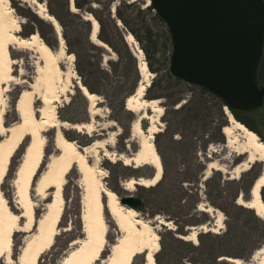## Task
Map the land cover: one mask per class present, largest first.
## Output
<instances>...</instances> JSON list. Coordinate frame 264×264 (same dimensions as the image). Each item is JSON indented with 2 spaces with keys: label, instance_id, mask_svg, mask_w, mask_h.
<instances>
[{
  "label": "rangeland",
  "instance_id": "374dc122",
  "mask_svg": "<svg viewBox=\"0 0 264 264\" xmlns=\"http://www.w3.org/2000/svg\"><path fill=\"white\" fill-rule=\"evenodd\" d=\"M97 1L98 3L94 2V5L90 6L87 4V0H9V5L20 22L19 36L28 38L32 34H37L40 40L53 51L58 49V37L53 26L41 16L44 14L50 15L58 23L60 38H62L65 47V55L61 59V68L64 73L70 72L76 80H73L72 83V94L65 95V98H62L59 104L56 105L57 119L63 121L60 117L61 115L70 119V121H64L69 125H85L81 132L66 126V128L60 129L62 134L66 139L74 141L79 149L84 147L79 143L84 144L87 140H91L93 143L97 142L99 148L96 149L95 158L98 160L99 170L105 176L103 182L106 188L111 190L112 188L120 187L122 189L120 195L131 194L143 201V205L137 209V213L144 220L150 221L153 227L158 228L159 249L155 254L156 262L158 264H189L187 259L196 256V254L190 253L185 245L174 243L172 237L175 238L180 230L182 232L179 233L181 236H190L193 233L198 235L201 232L199 224L202 222H206V226L214 234L222 233L226 229V216L206 198L205 180L213 173H218L222 180L231 179L237 181L241 173L236 174L235 168L241 158L233 151L231 152L228 148H225L226 139L222 134V130L219 132L215 131V133L213 130L208 132L198 130L196 136L193 137L191 135L192 132L188 133L184 129L183 115L185 112L180 114L174 112L192 97V92L189 91L188 84L178 85L168 77L167 73L172 54L171 37L165 23L163 27L154 18V10H148L149 0ZM39 4L43 5L44 12L38 7ZM128 4L132 6H125ZM139 10L144 12L140 13ZM52 12L58 16L59 20L51 14ZM118 14L126 20L127 26L119 20ZM87 17L94 18L98 22L99 28L96 38L105 45V48L91 42L89 36L92 32L90 22H88L89 27L87 29L78 23L79 18L86 20ZM142 20L145 21L146 27L142 26ZM100 21L101 24L99 23ZM114 25L118 27L124 44L133 55L137 70L139 71L138 66L140 64H145V74L150 81L149 84L151 85L152 81L155 82L151 92L146 93L147 96L150 94L165 96V98L151 99L158 100L157 106L161 108L158 124H154L149 119H141L142 115L153 118L158 112H151L150 109L144 108L142 98L133 100L131 108L134 119L130 126V137L128 139L119 136L121 129L113 120V117L114 115L116 116L117 109L121 106L125 91L131 87V84L123 83V76L124 66L126 64L127 67L131 66L132 62L129 59H124L123 63H121L116 54V51H118L123 57H126L125 47L121 39L116 35ZM132 29L141 33L139 35L145 39L143 46L149 51V61L152 69L157 72H152L146 65L147 59L143 52L142 44L131 34L130 31ZM128 35L132 36V42L126 41ZM85 38H87L91 46L85 42ZM101 38L107 39L111 46L103 42ZM9 52L13 60L16 61L14 76H18L19 81L30 83L31 78L34 76V66L37 63L36 54L29 50L15 49L14 47L10 48ZM18 70L22 71V75H18ZM75 81L84 86L88 85L100 95L93 93L96 96L94 102H89L86 99L83 101L78 95L81 92ZM257 81L260 87H264V44ZM24 86L12 84L9 87V92L6 94L7 107L3 116L5 129L17 126L20 123L19 117L14 110V103L19 92L22 88H25ZM177 98H181L180 102L171 107L170 105L173 103L171 101ZM127 99H125V105ZM143 99L149 100L146 95H144ZM35 106L36 109L41 107L40 102H36ZM109 106L114 108L113 113L110 111ZM224 108L225 106L223 105L221 116L213 111L211 117H214L215 124L228 126L230 124ZM227 110L236 121L254 132L258 140L264 143V102L261 108L250 112H232L229 109ZM150 126H154L157 130V133L153 135V144L162 163L161 179L159 183L151 187H144L145 190L141 189L143 186H133L131 189H126L124 183L130 179H136H121L122 176L118 177L122 172L120 167L112 168L111 174H109L105 166L106 161L111 164L122 163L123 159L131 157L136 153L138 141L147 137V130ZM55 133L56 129L51 128H47L43 133L45 138L43 163L47 161V157L57 154L54 147ZM243 136L244 134L241 132L235 131L234 138L237 139V144L245 142ZM5 138L6 132H0V142L2 144H6ZM75 139L78 141H75ZM27 141L28 137H24L12 153L0 185L1 193L6 203L18 215H21L22 212L16 203L17 199L15 198V189L13 187L15 171L12 172V166L17 162L16 168H18ZM103 153L107 157H104ZM212 161L217 162L220 170H212L206 173V166ZM200 164L202 166L199 168L198 165ZM253 164H255L254 171L259 176L260 172H262V163L257 161ZM151 170L152 173L148 169L142 170L141 173L149 176V174L152 175L154 172L153 168ZM78 179L79 176L75 168H72L64 178L61 190L63 210L57 223L58 234L55 237L53 246L40 256L37 264H59L70 250L77 247L78 243L76 242L83 239L80 220L81 189L78 185ZM247 183L248 181L246 180L242 185L245 186ZM34 188L32 184L28 188L27 194L31 199L34 217L37 219L43 214L44 207L48 203L53 190L47 191L45 196H39ZM149 188L153 190L149 191ZM235 188V186H225V197L218 199L214 196V201L221 205L229 203ZM263 194H261L262 199L264 197ZM245 198L249 201V191L246 193ZM243 200L246 201L245 199ZM103 202L105 204V198ZM144 202H147V205ZM203 210H208L209 213ZM203 213H206V216ZM103 215L108 229L106 241L110 245L117 238L118 231L105 207L103 208ZM159 219L163 222H169L170 225H161L158 223ZM18 224V231L12 234V264H16L15 259L19 254L22 241L33 234L32 231H27L28 229L25 231L21 229L24 219L20 220ZM237 225L247 230L243 225L242 219L238 220ZM167 232H171L172 235H167ZM254 239L256 243L261 240L259 232L254 236ZM181 241L185 244L195 245L187 240ZM256 252L257 250L253 252V255L247 261L237 260L240 264H258L263 256ZM0 264H5L4 259L0 261ZM96 264H99V262ZM132 264H144V256L137 255Z\"/></svg>",
  "mask_w": 264,
  "mask_h": 264
},
{
  "label": "bare ground",
  "instance_id": "6f19581e",
  "mask_svg": "<svg viewBox=\"0 0 264 264\" xmlns=\"http://www.w3.org/2000/svg\"><path fill=\"white\" fill-rule=\"evenodd\" d=\"M9 4V0H0V132H6L4 140L6 144L0 142V185L12 153L24 137H28V141L21 162L15 171L13 182L16 203L22 212L21 215L12 211L2 196L0 188V261L4 259L5 264L13 263L12 234L18 231V223L22 219H24V224H21V229L24 231L28 229L27 231H32L33 234L22 241L19 254L15 259L16 264H37L40 256L53 246L58 234L57 223L63 210L61 190L64 178L72 168H75L81 189L80 220L83 239L76 242L77 247L70 250L59 264H96L97 262L99 264H132L137 255L144 256V264H158L154 259L159 249L158 228L140 217L137 210L120 205L116 193L106 188L103 182L105 176L99 170L98 160L95 158L96 149L99 148L97 142L79 149L75 142L66 139L60 130L70 126L71 129L81 132L85 125H69L57 119L56 105L62 98H65V95L72 94V83L76 80L70 72L64 73L61 68L65 47L60 38L58 23L50 15L41 16L53 26L58 37V49L53 51L40 40L37 34H32L28 38L19 36L20 22ZM38 7L44 12L43 5L39 4ZM87 21L91 24V42L105 48V45L96 38L98 22L91 17H87ZM126 41L132 42V36L128 35ZM12 47L29 50L36 54L37 63L34 66V76L30 83L21 80L20 82L18 76H14L16 61L9 52ZM138 67L141 81L135 93L128 97L126 107L132 112L133 100L142 98L144 108L150 109L151 112H158V114L153 118L142 115L141 119H149L154 124H158L161 116V108L157 106L159 101L143 99L150 81L145 74V64H140ZM17 73L22 75L21 70ZM12 84L25 85L14 103V110L20 123L5 129L3 116L7 107L6 94ZM75 84L87 101L96 100V96L86 90L84 85L78 81H75ZM36 102L41 104L38 109L35 106ZM224 111L230 124L222 129V134L226 139L225 148L241 158L235 168V173L240 174L247 171L250 165L257 161L262 163V173L249 191V201L238 197L236 204L254 210L257 216L264 220V202L260 195L261 189L264 188V143L258 140L254 132L236 121L227 108H224ZM47 128L56 129L54 147L57 154L47 157V161L43 163L45 146L43 133ZM235 131L244 134V143H236ZM155 133H157L156 128L150 126L147 130V137L138 141L136 153L122 160L125 166H151L156 172L154 177L139 178L138 182L130 179L124 183L126 189L133 188L136 183L143 187H151L161 179L162 163L153 144ZM103 156L107 157L105 153ZM212 170H220L216 161L209 162L206 166V173ZM32 184L39 196H45L47 191L53 190L43 214L37 219L34 217L31 199L27 194ZM104 198L105 204H103ZM104 207L118 231L117 238L110 245L106 241L108 229L103 215ZM203 211L209 213L208 210ZM158 223L165 226L170 225L169 222H163L160 219ZM199 229L201 232L212 231L204 224L200 225ZM181 238L197 244L196 233ZM256 253L263 256L258 264H264V246ZM227 259L234 264H240L237 259Z\"/></svg>",
  "mask_w": 264,
  "mask_h": 264
},
{
  "label": "water",
  "instance_id": "95a60500",
  "mask_svg": "<svg viewBox=\"0 0 264 264\" xmlns=\"http://www.w3.org/2000/svg\"><path fill=\"white\" fill-rule=\"evenodd\" d=\"M149 5L169 31L173 77L205 88L230 111L261 108L264 87L258 85L257 74L264 44V0H149ZM117 196L127 208L143 205L134 195Z\"/></svg>",
  "mask_w": 264,
  "mask_h": 264
},
{
  "label": "trees",
  "instance_id": "16d2710c",
  "mask_svg": "<svg viewBox=\"0 0 264 264\" xmlns=\"http://www.w3.org/2000/svg\"><path fill=\"white\" fill-rule=\"evenodd\" d=\"M125 1V0H124ZM94 2L98 3V1H90L87 0V4L90 6H93ZM127 7H130L132 5L128 4L125 5ZM79 8V6L77 5ZM148 10H153L151 6L148 7ZM140 13H143L144 11L139 10ZM55 18H58V16L55 13H51ZM119 20L127 26L126 20L121 17V15L118 14ZM154 18L161 24V26H165L164 22L161 20V18L154 13ZM78 19V18H77ZM79 24H81L86 29L89 27V23L86 20L80 19L78 20ZM101 24V21L99 22ZM142 26L146 27L145 21L142 20ZM102 26V25H101ZM116 35L121 39L124 47H125V53L126 57H123L121 53L116 51V54L118 55L121 63H123L124 59H129V61L132 62L131 66L127 67V64L124 66V84H131L130 89L125 91L123 95V99L121 102L120 108L117 109L116 116L114 115L113 120L119 125L121 129V134L119 136H123L124 139H128L130 137V126L134 119L133 112L128 110L125 105V99H127L129 96L133 95L139 85V82L141 81V75L139 71L136 68V63L133 55L129 52L126 45L123 42L122 37L120 36V31L116 25H114ZM148 28V27H147ZM131 34L137 38V40L142 44L143 52L146 56V64L148 68L152 72H157L154 69H152L151 63H150V54L149 51L143 46V41L145 40L143 36H140L136 30H131ZM90 36V34H89ZM86 43H88L87 38ZM103 42H106L111 46V43L107 39H102ZM89 44V43H88ZM89 46H91L89 44ZM168 77L175 81L176 84H187L175 77H173L170 74V71L168 70ZM155 82L152 81L149 88L146 89L145 95L147 99H158V98H165V96H155V95H149L147 96L146 93H150L151 89L154 87ZM189 91L192 92V97L189 98L183 105L178 107L176 110H174L175 113H184L183 115V123L184 129L189 133L192 132L191 135L194 137L196 136V133L198 130H204V132H208L210 130H213L219 132L222 130L224 126L222 124H215L213 119L214 117H211V113L214 111L215 113H218L220 116L222 115V106L223 103L213 94H211L209 91H207L205 88L197 87L193 85H189ZM85 87L88 89L90 93H98L97 91H94L91 89L88 85H85ZM79 93V92H78ZM79 97L84 101L85 98L82 94H78ZM182 98V97H181ZM181 98L173 99V103H171V107L174 105H177L180 102ZM110 111L113 113L114 108L112 106H109ZM63 121H70L69 118L62 117ZM128 122V123H126ZM195 125H194V124ZM245 124V123H244ZM209 140V139H207ZM72 141V140H70ZM75 141H78L75 139ZM211 142V141H209ZM93 143L91 140H87L86 143H79L82 146H89ZM137 150V149H136ZM23 155V152H22ZM17 163V162H16ZM12 166V172L16 171L17 164ZM106 168L109 174H111V170L114 167H120L121 174L118 175V177L122 176L121 179L125 178H145L149 179L152 177V175H143L141 173L142 170L148 169L150 173H152L151 166L149 165H143L140 167H132V166H125L121 162H117L115 164H111L106 161ZM199 168L202 166L201 164L198 165ZM255 164L251 166V168L241 173L240 178L235 181L231 179H224L222 180V177H220V174L213 173L210 177H208L205 180V187H206V198H208V201L218 209H220L223 214L226 216L227 221L225 222L226 229L222 233H211V232H199L197 235V245L192 244H185L181 241L179 238H174L173 242L178 243L180 245H185L188 247L189 252H193L196 254V256L189 257L187 259V262L189 264H230L225 260H221L223 257L225 258H234V259H240L243 261L249 260V258L253 255V252L255 250H259L264 246V220L258 217L255 212L252 209H248L242 206H239L236 204L237 198L241 197L245 199L246 201V193L250 190L254 180L257 179L258 175L255 173ZM248 181L247 185L243 186L242 184L245 181ZM159 183V182H158ZM225 186H235V192L233 196L231 197L229 203L221 205L220 203H217L214 201V196H216L218 199H223L225 196ZM141 188V187H140ZM141 189H144L142 187ZM145 190V189H144ZM149 191L153 189H148ZM111 191L116 193L117 195H120L122 192V189L120 187L118 188H112ZM264 189L261 191V194H263ZM264 195V194H263ZM264 201V197L262 199ZM147 205V202L145 203ZM204 216H206V213H203ZM239 219H242L243 225L247 228L245 230L244 228L238 227L237 222ZM206 225V222H202L200 225ZM198 225V224H195ZM260 233L261 240L256 243L254 236L257 233ZM182 233L181 230L178 231V234ZM167 235H172L171 232H167ZM181 235V234H180ZM73 240V239H72ZM71 240V241H72ZM70 241V242H71ZM164 246V245H163Z\"/></svg>",
  "mask_w": 264,
  "mask_h": 264
}]
</instances>
